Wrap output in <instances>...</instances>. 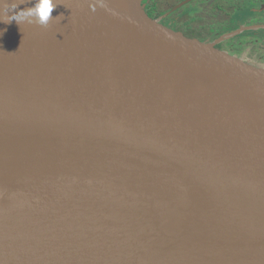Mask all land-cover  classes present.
<instances>
[{
    "label": "water",
    "instance_id": "obj_1",
    "mask_svg": "<svg viewBox=\"0 0 264 264\" xmlns=\"http://www.w3.org/2000/svg\"><path fill=\"white\" fill-rule=\"evenodd\" d=\"M56 2L0 0V264H264V66Z\"/></svg>",
    "mask_w": 264,
    "mask_h": 264
},
{
    "label": "flooded vegetation",
    "instance_id": "obj_2",
    "mask_svg": "<svg viewBox=\"0 0 264 264\" xmlns=\"http://www.w3.org/2000/svg\"><path fill=\"white\" fill-rule=\"evenodd\" d=\"M187 1L142 0V5L152 20L190 39L252 64V60L264 62V0H192L184 4Z\"/></svg>",
    "mask_w": 264,
    "mask_h": 264
},
{
    "label": "clouds",
    "instance_id": "obj_3",
    "mask_svg": "<svg viewBox=\"0 0 264 264\" xmlns=\"http://www.w3.org/2000/svg\"><path fill=\"white\" fill-rule=\"evenodd\" d=\"M33 6L27 8H20L17 4L15 7L11 8L8 13V19L6 23H11L15 21L18 25L21 24H34L39 27H47L50 21L62 17H53V10L57 7L58 3L56 0H31Z\"/></svg>",
    "mask_w": 264,
    "mask_h": 264
},
{
    "label": "rangeland",
    "instance_id": "obj_4",
    "mask_svg": "<svg viewBox=\"0 0 264 264\" xmlns=\"http://www.w3.org/2000/svg\"><path fill=\"white\" fill-rule=\"evenodd\" d=\"M245 55V53H244ZM253 55H257L256 53H253ZM257 65H264V62H261V60H252Z\"/></svg>",
    "mask_w": 264,
    "mask_h": 264
},
{
    "label": "bare ground",
    "instance_id": "obj_5",
    "mask_svg": "<svg viewBox=\"0 0 264 264\" xmlns=\"http://www.w3.org/2000/svg\"><path fill=\"white\" fill-rule=\"evenodd\" d=\"M106 153H110V151H107Z\"/></svg>",
    "mask_w": 264,
    "mask_h": 264
}]
</instances>
